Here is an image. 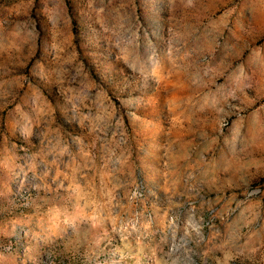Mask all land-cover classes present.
<instances>
[{
	"label": "rangeland",
	"instance_id": "1",
	"mask_svg": "<svg viewBox=\"0 0 264 264\" xmlns=\"http://www.w3.org/2000/svg\"><path fill=\"white\" fill-rule=\"evenodd\" d=\"M0 264H264V0H0Z\"/></svg>",
	"mask_w": 264,
	"mask_h": 264
}]
</instances>
